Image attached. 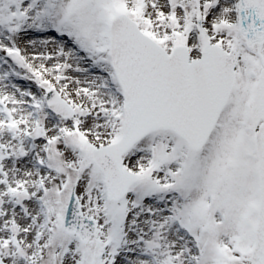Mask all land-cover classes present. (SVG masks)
Listing matches in <instances>:
<instances>
[{"label": "snow or ice", "instance_id": "1", "mask_svg": "<svg viewBox=\"0 0 264 264\" xmlns=\"http://www.w3.org/2000/svg\"><path fill=\"white\" fill-rule=\"evenodd\" d=\"M0 264H264V0H0Z\"/></svg>", "mask_w": 264, "mask_h": 264}]
</instances>
